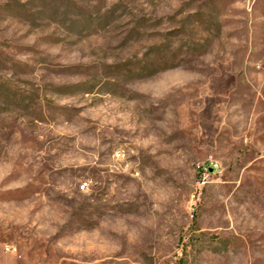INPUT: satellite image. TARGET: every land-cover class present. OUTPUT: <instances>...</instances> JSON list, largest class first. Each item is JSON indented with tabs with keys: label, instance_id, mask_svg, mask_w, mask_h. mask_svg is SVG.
Here are the masks:
<instances>
[{
	"label": "rangeland",
	"instance_id": "374dc122",
	"mask_svg": "<svg viewBox=\"0 0 264 264\" xmlns=\"http://www.w3.org/2000/svg\"><path fill=\"white\" fill-rule=\"evenodd\" d=\"M0 264H264V0H0Z\"/></svg>",
	"mask_w": 264,
	"mask_h": 264
},
{
	"label": "built area",
	"instance_id": "2783aa9c",
	"mask_svg": "<svg viewBox=\"0 0 264 264\" xmlns=\"http://www.w3.org/2000/svg\"><path fill=\"white\" fill-rule=\"evenodd\" d=\"M118 157L121 156L120 153L117 154ZM220 168V165L217 161H213L211 164L209 165H204L201 169V180H200V183L202 185L206 184L207 182V176L214 170H218ZM88 187V184L87 183H83L81 185V189L82 190H86Z\"/></svg>",
	"mask_w": 264,
	"mask_h": 264
}]
</instances>
